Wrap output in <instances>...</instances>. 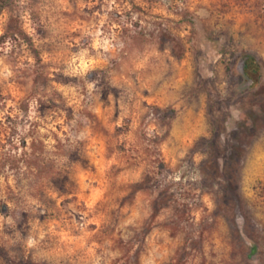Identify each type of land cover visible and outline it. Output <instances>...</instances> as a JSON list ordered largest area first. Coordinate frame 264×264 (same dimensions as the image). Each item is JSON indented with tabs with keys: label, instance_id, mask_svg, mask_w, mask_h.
<instances>
[{
	"label": "rangeland",
	"instance_id": "obj_1",
	"mask_svg": "<svg viewBox=\"0 0 264 264\" xmlns=\"http://www.w3.org/2000/svg\"><path fill=\"white\" fill-rule=\"evenodd\" d=\"M0 264H264V0H10Z\"/></svg>",
	"mask_w": 264,
	"mask_h": 264
},
{
	"label": "trees",
	"instance_id": "obj_2",
	"mask_svg": "<svg viewBox=\"0 0 264 264\" xmlns=\"http://www.w3.org/2000/svg\"><path fill=\"white\" fill-rule=\"evenodd\" d=\"M9 1L10 0H0V11L7 6ZM238 67L249 80H253V78H251V74H257L260 69L258 62L249 55H246L241 59Z\"/></svg>",
	"mask_w": 264,
	"mask_h": 264
}]
</instances>
